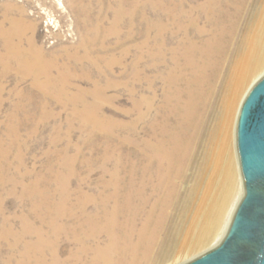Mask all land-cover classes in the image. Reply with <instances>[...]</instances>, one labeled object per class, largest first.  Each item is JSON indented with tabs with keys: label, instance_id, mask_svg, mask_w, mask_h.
Returning <instances> with one entry per match:
<instances>
[{
	"label": "rangeland",
	"instance_id": "374dc122",
	"mask_svg": "<svg viewBox=\"0 0 264 264\" xmlns=\"http://www.w3.org/2000/svg\"><path fill=\"white\" fill-rule=\"evenodd\" d=\"M255 2L0 0V32L17 21L38 47L66 66L69 78L64 97L74 96L72 100L56 99L52 93L35 87L31 77L21 78L14 69L5 71L0 60V171L12 177L16 167L20 168L16 170V182L8 178L4 183L0 181V264H15L23 249L24 241L14 245L8 228L29 231L42 223L38 214L45 209H33L36 203L62 201L57 193L61 184L48 179L52 173L47 165L52 166L54 173L60 170L62 174L72 164V173L63 188L69 193L68 201H72L75 217L72 216V229L78 227L74 223L76 218L85 224V217L100 216L102 207L111 208L132 191L133 201L158 198L161 192L149 200L150 183L143 188L142 196L138 185L148 178L143 158L147 143L163 136L162 126L168 120L173 121L165 96L181 88V83L191 77L189 57L207 60L211 54H216V58L223 53L226 60L221 66L228 68L235 55L234 48L248 29ZM217 37L221 39L223 52L221 49L217 53L215 49L211 53L215 45L211 41L218 40ZM0 53H4L1 33ZM214 68L210 65L207 73ZM53 73L57 75L58 69ZM141 112L145 114L143 118L138 116ZM236 152L240 165L237 149ZM193 170L194 167L189 168L185 178L179 180L174 200L177 202L171 207L164 227L178 219L181 205L178 201L187 194ZM24 173L26 178L20 183V175L23 177ZM37 174L41 177L36 178ZM34 181L38 184L36 188L24 189L26 183ZM82 200L89 202L84 206ZM147 206L148 210L150 205ZM232 206L227 221L236 209V202ZM138 217L143 220L144 212ZM225 224L207 250L224 236ZM76 233L84 237L83 231ZM73 234L72 242L62 238L60 252L65 257L72 249V264H90L94 241H88L87 250L81 251ZM106 236V232L101 233L100 243L107 242ZM166 236L164 232L149 258L140 255V264H182L203 253L163 259Z\"/></svg>",
	"mask_w": 264,
	"mask_h": 264
},
{
	"label": "bare ground",
	"instance_id": "6f19581e",
	"mask_svg": "<svg viewBox=\"0 0 264 264\" xmlns=\"http://www.w3.org/2000/svg\"><path fill=\"white\" fill-rule=\"evenodd\" d=\"M250 13L248 29L240 44L234 48L235 55L227 69H224V65L221 66L226 60L223 53L216 58V54H211L207 60H192L189 57L192 64L191 77L181 83V88L165 96L173 121L168 120L169 123L162 126L163 136L147 143L143 158L147 162L145 167L148 178L138 185L142 196L145 185L150 183L147 185L150 191L152 189L149 200L154 194H159L156 192H161L158 198L155 201H133L132 191L124 201H118L111 208L102 207L100 216L95 214L85 217L86 228L76 218L74 223L78 227L72 229V201H68L69 193L63 189L68 183L67 176H70L72 164L67 168L68 172L63 171L62 174L60 170L54 173L52 166L47 165L48 171L52 173V178L48 179L54 184H61L57 193L62 201L36 203L33 209H45L38 214L42 223L29 231L16 232L12 227L8 228L14 245L18 241H24L15 264H72V249L68 250L65 257L59 250L63 237L72 242V232L81 251L87 250L88 241H94V258L90 264H140V255L144 259L149 258L164 232L167 236L163 240V259L174 258L175 255L178 257L183 254L205 253L223 242L245 192L244 177L236 152L238 120L248 93L264 77V0H256ZM0 33L4 38V53H0V60L5 71L14 69L21 78L31 77L35 87L45 93H52L56 99L72 100L74 96L64 97L69 78L66 66H61L55 56L46 54L42 47H38L34 39L26 35L25 28L18 26L17 21L12 22L10 29ZM217 39L219 41H211L215 44L211 53L215 49L217 53L221 49L223 52L221 39ZM208 46L210 51V44ZM191 53L192 49L189 51ZM212 64L215 68L207 73V68ZM56 69L58 74L54 75L53 71ZM148 105L152 106L151 103ZM144 115L141 112L138 116L143 118ZM193 167V181L186 196L178 201L181 204L178 219L169 227H164L171 207L177 202L174 200L179 180H183L187 170ZM16 170L20 168L16 167V174L12 177L5 176L1 170L0 181L10 179L16 182ZM25 174L27 173L23 177L20 175V183L23 178L25 180ZM36 176L40 178L41 174ZM188 178L186 176L187 180ZM34 182L26 183L24 189L28 191L36 188L38 184ZM143 199L146 197L143 196ZM87 202L89 201L82 200L81 204L84 203L85 206ZM234 202L236 209L227 221L230 206ZM146 205H150L148 210L145 209ZM143 212L144 219L139 220L141 217L138 215ZM42 214L46 216H41ZM226 222L224 236L207 250L216 236L221 234L220 229ZM79 230L83 231V238L76 233ZM102 232L107 234V242L103 244L99 241ZM28 235L33 237L27 238ZM11 260L12 257L9 262Z\"/></svg>",
	"mask_w": 264,
	"mask_h": 264
},
{
	"label": "water",
	"instance_id": "95a60500",
	"mask_svg": "<svg viewBox=\"0 0 264 264\" xmlns=\"http://www.w3.org/2000/svg\"><path fill=\"white\" fill-rule=\"evenodd\" d=\"M237 142L245 192L226 237L182 264H264V77L243 103Z\"/></svg>",
	"mask_w": 264,
	"mask_h": 264
}]
</instances>
